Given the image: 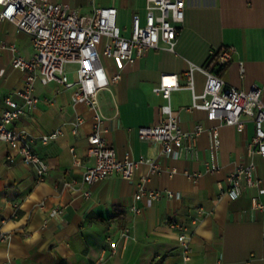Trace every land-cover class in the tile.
<instances>
[{
    "label": "crops",
    "instance_id": "obj_1",
    "mask_svg": "<svg viewBox=\"0 0 264 264\" xmlns=\"http://www.w3.org/2000/svg\"><path fill=\"white\" fill-rule=\"evenodd\" d=\"M54 1L83 14L95 7L115 5L118 24L127 35L135 15L142 23L147 20V0ZM120 12L126 14L122 20L129 17L128 24H120ZM178 32L174 50L162 43L133 64L103 58L109 75L119 71L123 75L110 89L100 92L103 133L120 157L151 158L159 166L157 172L152 173L150 164L144 162L132 179L114 174L90 186L83 184L85 170L95 162L87 145L96 112L75 102L72 90L61 88L56 81H36L40 101L11 127L28 131L32 148L48 163L49 170L41 175L32 163L9 161L8 145L0 140V230L12 235L10 240L0 241V264L7 260L14 264H264V211L253 209L250 197L256 193L264 202V157L248 153L256 132L253 119L244 115L243 130L211 119L206 110L191 107L190 89L179 88L172 93V103L182 128L205 126L196 152L168 154L160 143L141 139L138 134L140 126L160 119L166 99L153 87L162 73L179 74L185 85L191 64L207 65L212 53L223 46L233 44L237 49L220 73L223 78L243 89L254 84L264 87V0H186ZM1 44H15L26 58L35 52L31 36L10 20H0ZM13 57L10 48L0 51V108L7 106L5 98L26 80L25 72L13 66ZM194 73L195 89L201 93L206 75L200 70ZM79 115L84 121L74 132ZM215 127L221 139L216 155L219 169L211 172L205 162L212 159L210 130ZM55 131L61 134L48 143L42 141L44 135ZM251 158L257 163L261 188L232 200L226 193L227 177ZM142 175L149 176L147 189L175 194L164 195L152 205L140 200L143 210L136 214L131 206ZM72 179L76 180L74 187H66L65 181ZM87 188L92 191L88 197L83 194ZM176 223L193 233L189 261L183 259ZM128 225L132 236L124 240L122 232Z\"/></svg>",
    "mask_w": 264,
    "mask_h": 264
},
{
    "label": "built area",
    "instance_id": "obj_2",
    "mask_svg": "<svg viewBox=\"0 0 264 264\" xmlns=\"http://www.w3.org/2000/svg\"><path fill=\"white\" fill-rule=\"evenodd\" d=\"M186 0H147V20L142 23L139 15L133 18L132 30L125 34L118 24V8L115 5L95 7L91 13H78L69 5L54 0H0V20L14 22L20 31L31 36L34 46L33 56L26 58L17 52L15 44L0 45V51L10 48L14 52L12 64L26 74L23 87L5 98L6 107L0 108V140L9 148L7 158L11 162L21 161L36 165L41 175L49 170V165L32 148V141L26 129H15L11 124L26 113L28 108L35 106L40 97L35 93L36 81L43 84L58 83L63 89L72 90L75 102L86 104L94 110L95 123L88 137V154L95 162L87 167L82 183L92 185L110 175H120L132 179L141 163H148L151 172L159 170L158 164L151 158H133L130 154L120 157L116 149L107 141L101 122L105 118L100 110V92L110 89L112 83L118 82L123 76L119 71L109 75L103 58L119 60L133 64L145 56L150 49L164 47L174 50L178 31L185 18ZM236 47L223 46L212 53L210 63L205 66L191 64L186 71V83L182 85L177 73H162L159 83L153 87L157 94L166 101L160 107V119L156 124L140 126L138 134L141 139L160 143L165 153L179 155L183 152H196L198 138L205 130L203 124H198L192 130L182 128L178 114L172 103V93L179 88L192 91L191 107L207 111L209 118L218 119L221 123L235 125L239 130L246 127L244 115L255 122L256 132L248 146L251 157H264V87L254 84L250 89H243L229 84L217 72L233 59ZM68 64L77 68L69 70ZM217 67V68H216ZM200 70L206 75L204 90L198 93L195 89V71ZM245 67L241 66L242 75ZM74 71L76 79L69 78V72ZM22 99L19 101L15 98ZM73 130L77 132L84 121L79 115L75 118ZM132 129V128H130ZM61 131L44 135L42 141L48 143L58 137ZM212 134V159L206 161L208 171L219 169L216 161L217 149L220 146L218 127L210 130ZM74 153V149H72ZM77 154L74 153V156ZM77 159V157H75ZM257 163L250 161L238 165L227 177V195L235 200L252 189H260L262 179L257 176ZM200 173H195V175ZM148 175H142L135 193V201L131 209L136 214L141 213L143 206L140 200L145 199L147 205H152L156 199L167 195L174 197L172 190L147 189ZM76 180L65 181L66 187H74ZM85 196H91L90 188L84 190ZM253 209L264 211V202L260 195L252 193ZM45 207V202H41ZM54 209V212H58ZM180 228L179 243L183 249V259L192 258V231L187 227L175 224ZM132 236L131 227L123 229L122 237L128 240ZM12 235L0 230V241L10 240ZM117 246L113 247V252ZM3 264H14L7 260Z\"/></svg>",
    "mask_w": 264,
    "mask_h": 264
},
{
    "label": "rangeland",
    "instance_id": "obj_3",
    "mask_svg": "<svg viewBox=\"0 0 264 264\" xmlns=\"http://www.w3.org/2000/svg\"><path fill=\"white\" fill-rule=\"evenodd\" d=\"M124 15H126V14L125 13L123 14L122 12H120V15H119V17H120V20H119L120 21V24H123V23L128 24L129 23V17H127V16H125L124 20H122ZM67 68L69 70H72V69L77 68V65H75V64L68 65ZM69 76H70L69 78H71L73 80L77 78V75H76V73L74 71L69 72Z\"/></svg>",
    "mask_w": 264,
    "mask_h": 264
},
{
    "label": "trees",
    "instance_id": "obj_4",
    "mask_svg": "<svg viewBox=\"0 0 264 264\" xmlns=\"http://www.w3.org/2000/svg\"><path fill=\"white\" fill-rule=\"evenodd\" d=\"M222 70H223V68H220V70H217V72L221 73V72H222Z\"/></svg>",
    "mask_w": 264,
    "mask_h": 264
}]
</instances>
